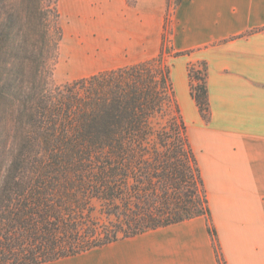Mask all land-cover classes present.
I'll return each instance as SVG.
<instances>
[{"label":"trees","instance_id":"1","mask_svg":"<svg viewBox=\"0 0 264 264\" xmlns=\"http://www.w3.org/2000/svg\"><path fill=\"white\" fill-rule=\"evenodd\" d=\"M48 3L0 0V264L54 262L199 216L225 264L163 56L51 86L61 31ZM187 73L208 122L206 63ZM92 200L113 220L92 223Z\"/></svg>","mask_w":264,"mask_h":264},{"label":"crops","instance_id":"2","mask_svg":"<svg viewBox=\"0 0 264 264\" xmlns=\"http://www.w3.org/2000/svg\"><path fill=\"white\" fill-rule=\"evenodd\" d=\"M69 7L74 15L102 11L103 19V11L122 9L124 22L133 24L123 45L135 58L86 77L156 54L157 19L166 0H69ZM172 20L171 46L183 54L169 61L170 78L221 255L225 264H264V0H178ZM200 61L207 66L208 122L188 91L187 66ZM44 264L217 261L199 216Z\"/></svg>","mask_w":264,"mask_h":264},{"label":"rangeland","instance_id":"3","mask_svg":"<svg viewBox=\"0 0 264 264\" xmlns=\"http://www.w3.org/2000/svg\"><path fill=\"white\" fill-rule=\"evenodd\" d=\"M48 2V4L54 5V0H48ZM177 2L178 0H166L165 11L158 16V47L156 54L150 58L153 59L161 55L169 67V61L174 53L171 46L172 15ZM54 6L58 13L57 24L61 31V38L52 66L51 86L69 83L93 74L102 68L116 67L135 58L134 53H131V47L123 45L125 38L130 37V32H133L130 28L133 24L132 22H124L123 13H120L122 9L103 11V19L102 11L89 16L84 13L74 15L69 7V0H56ZM127 28L130 29L129 34ZM104 33L107 39L102 35ZM107 43L108 46H105ZM124 50L127 51L123 52ZM91 205L93 209L91 213L92 223L106 224L113 220L102 213L99 201L92 200Z\"/></svg>","mask_w":264,"mask_h":264}]
</instances>
